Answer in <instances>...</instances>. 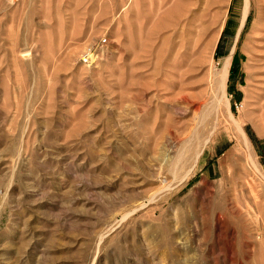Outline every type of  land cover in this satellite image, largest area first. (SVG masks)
I'll return each instance as SVG.
<instances>
[{
    "label": "rangeland",
    "instance_id": "374dc122",
    "mask_svg": "<svg viewBox=\"0 0 264 264\" xmlns=\"http://www.w3.org/2000/svg\"><path fill=\"white\" fill-rule=\"evenodd\" d=\"M246 4L0 0V264H264V0Z\"/></svg>",
    "mask_w": 264,
    "mask_h": 264
},
{
    "label": "bare ground",
    "instance_id": "6f19581e",
    "mask_svg": "<svg viewBox=\"0 0 264 264\" xmlns=\"http://www.w3.org/2000/svg\"><path fill=\"white\" fill-rule=\"evenodd\" d=\"M200 2V1H199ZM172 4V3H171ZM193 7V6H192ZM195 7V6H194ZM198 7V6H197ZM193 10V9H192ZM192 10H190L192 12ZM248 12H249V0H247V4H246V7H245V10H244V13H243V21H245L247 15H248ZM181 14V13H180ZM189 15V14H188ZM176 17V16H175ZM184 18H186L184 16ZM188 18V16H187ZM175 24V23H174ZM183 25V28L185 29L187 27V24H186V19L184 21V24ZM172 26V25H171ZM192 30V29H190ZM199 43V41L197 42ZM231 62H232V55H228L224 58L222 64H221V67H219V69L215 70L214 72H212V75L214 77V81H215V84L220 88L222 89L223 93H224V98H227L225 97L226 96V86H227V80H228V76H229V71H230V66H231ZM214 91V90H213ZM223 98V97H222ZM228 99V98H227ZM226 100V99H225ZM230 100V99H229ZM218 101V100H217ZM225 102H228V101H225ZM229 106V105H228ZM230 108V107H229ZM231 118L233 119V122L234 124L240 129V131L243 133V136L245 137V133L243 132L242 130V126H241V120L239 119H236L233 114L231 113ZM248 140V139H247ZM257 167H259L257 164H256ZM257 169V168H256ZM260 170V168H259ZM258 170V171H259ZM261 171V170H260Z\"/></svg>",
    "mask_w": 264,
    "mask_h": 264
},
{
    "label": "built area",
    "instance_id": "2783aa9c",
    "mask_svg": "<svg viewBox=\"0 0 264 264\" xmlns=\"http://www.w3.org/2000/svg\"><path fill=\"white\" fill-rule=\"evenodd\" d=\"M103 42H106V40L104 39ZM84 55H85V58H86V59H89L90 56H91V51L89 50V51L85 52Z\"/></svg>",
    "mask_w": 264,
    "mask_h": 264
},
{
    "label": "trees",
    "instance_id": "16d2710c",
    "mask_svg": "<svg viewBox=\"0 0 264 264\" xmlns=\"http://www.w3.org/2000/svg\"><path fill=\"white\" fill-rule=\"evenodd\" d=\"M233 72H235V71H233Z\"/></svg>",
    "mask_w": 264,
    "mask_h": 264
}]
</instances>
